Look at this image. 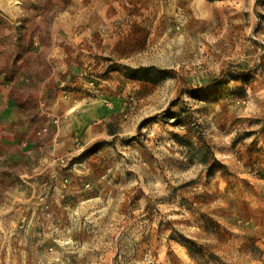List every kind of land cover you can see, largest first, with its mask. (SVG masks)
I'll use <instances>...</instances> for the list:
<instances>
[{
    "label": "rangeland",
    "instance_id": "1",
    "mask_svg": "<svg viewBox=\"0 0 264 264\" xmlns=\"http://www.w3.org/2000/svg\"><path fill=\"white\" fill-rule=\"evenodd\" d=\"M85 105L124 188L73 204L60 264L263 262L264 0H0V264L28 258L44 131Z\"/></svg>",
    "mask_w": 264,
    "mask_h": 264
},
{
    "label": "crops",
    "instance_id": "2",
    "mask_svg": "<svg viewBox=\"0 0 264 264\" xmlns=\"http://www.w3.org/2000/svg\"><path fill=\"white\" fill-rule=\"evenodd\" d=\"M85 106L82 113L66 112L57 122H49L42 135L44 141L36 172H32V180L25 182L27 186L12 202V205L16 201L23 204L21 243L28 250L25 264L69 262L72 257L65 256L63 250L77 248L79 243L64 237L76 227L63 224L77 215L74 203L102 200L111 193L117 194L118 199L121 197L124 185L120 170L116 168L109 174L113 157L110 147L103 145L96 152L87 153L97 143L120 142L118 134L110 132L112 115L102 106ZM106 167L110 169L107 171ZM123 193L125 196V189ZM254 207L264 209V204ZM8 227L11 228L10 224ZM255 244L264 250V237ZM262 260L252 262L264 264V255Z\"/></svg>",
    "mask_w": 264,
    "mask_h": 264
},
{
    "label": "trees",
    "instance_id": "3",
    "mask_svg": "<svg viewBox=\"0 0 264 264\" xmlns=\"http://www.w3.org/2000/svg\"><path fill=\"white\" fill-rule=\"evenodd\" d=\"M88 154H91V153H93L92 151H89V152H87Z\"/></svg>",
    "mask_w": 264,
    "mask_h": 264
}]
</instances>
